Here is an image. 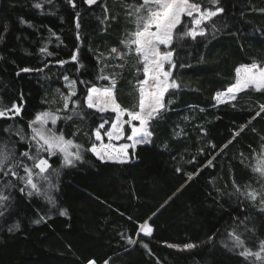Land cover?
Here are the masks:
<instances>
[{"label":"trees","instance_id":"1","mask_svg":"<svg viewBox=\"0 0 264 264\" xmlns=\"http://www.w3.org/2000/svg\"><path fill=\"white\" fill-rule=\"evenodd\" d=\"M38 3L41 8L35 7ZM105 3L109 19L101 23ZM134 3L99 0L89 6L75 0L73 7L69 0H0V108L21 103V93L24 105L20 117L0 119V138L7 139L3 129L9 124L26 129L37 112L62 107L61 93L68 91L65 75L77 80L80 97L85 95L80 80L108 85L96 80L105 64L104 74L115 76L118 102L128 109L137 105L135 58L122 69L115 67L120 62L114 57L97 59L122 47L135 30L127 8ZM218 6L224 11L209 22L207 36L176 44L177 59L186 65L175 71L182 88L166 96L172 103L151 122L150 142L137 147L129 163H101L87 153L88 162L61 169L54 177L55 208L42 196L22 195L18 182L5 190L10 200L0 216V264H264L255 257L245 260L240 249L230 251L227 236L244 220L238 231L246 246L255 252L264 240V205L238 194L233 184L242 191L250 185L264 198V178L249 166L252 151L264 142V112L256 116L264 94L249 89L234 102L217 104L214 99L235 82L237 67L264 66V0H219ZM45 46L52 56L41 53ZM77 47L78 62H72ZM57 60L68 63L60 66ZM113 115L74 118L58 127L76 133L87 148L93 120ZM25 148L18 145V151ZM53 168H60L59 160ZM60 209L68 214L61 216ZM41 216V223L33 222ZM145 221L151 235H137ZM16 223L19 228L9 231ZM185 243L197 247H168Z\"/></svg>","mask_w":264,"mask_h":264},{"label":"snow or ice","instance_id":"2","mask_svg":"<svg viewBox=\"0 0 264 264\" xmlns=\"http://www.w3.org/2000/svg\"><path fill=\"white\" fill-rule=\"evenodd\" d=\"M48 2L51 3V0ZM97 2L98 0H84V3L89 6ZM69 3L73 7L76 6L75 0H69ZM206 3L216 6L215 10L205 6ZM218 4L219 0H135L134 4H128V16L134 19L135 30L129 34L128 39L121 41L122 47H112L108 57L97 59L111 60L114 57L120 62L115 67L122 69L127 59L135 58L137 63L135 71L139 77L136 81L137 105L128 109L118 102L115 76L104 74L107 64L98 70L96 80L110 83L98 85L94 82L80 80L79 84L85 86L83 97L78 96L77 80L65 75L63 79L68 91L66 94L61 93L62 107L37 112L34 118L27 122V130L25 127L12 124L3 129L7 134V139L0 138V180L6 182L3 183V187H0V216L7 211L10 200V195L5 194V190L17 187L16 182L19 185L18 191L22 195L42 196L55 208L57 205L53 193L58 191V184L54 177H59L61 169L76 168L88 162L87 153L101 163H129L136 148L150 142L151 122L162 116L168 110V105L172 103L171 98L166 101V96L182 88V84L175 77V71L178 67L186 65L177 59L176 44L189 38L196 40L197 37L207 36L209 22L224 11ZM35 7L41 8L42 5L38 3ZM103 11L105 15L101 23L109 19L106 3L103 5ZM212 27L215 28L214 23ZM76 28H80L79 14L76 16ZM52 35L56 34L52 33ZM56 38L59 39L58 36ZM76 39H80L79 32H77ZM40 51L47 56L53 55L47 50V46L41 48ZM78 55L79 48L77 47L71 54L70 60L78 62ZM56 63L63 66L68 61L57 60ZM20 71L29 72L32 69L22 68ZM249 89L264 94V66L252 63L237 67L235 82L225 92L217 93L214 99L217 103L231 102L239 93ZM20 100L19 104L13 102L8 108H0V119L14 120L20 117L24 109L23 93L20 94ZM259 108L260 111L256 112V116L264 112V105H260ZM105 113L114 115L110 118H102L99 123L93 120L95 126L88 133L90 143L87 148L76 140V133L66 132L58 127L61 122L74 118L83 121L88 116H94V114L103 116ZM13 137H16V140H13ZM121 141L123 143H120ZM21 143L26 145L24 151H18V145ZM211 147L214 149L216 146L211 145ZM56 160H59L60 168H53ZM249 161L251 171L264 178V142L261 143L258 152L252 151ZM212 163L211 159L207 161L208 165ZM233 184L238 194L252 202L259 199L260 204L264 205L261 191L251 188L250 185L246 186L247 191H242L238 185H235V181ZM260 211L264 212V207H261ZM59 214L66 216L68 213L66 209H60ZM43 220L44 217L41 216L33 222L39 224ZM244 223V220H240L227 233L231 241L229 250L240 249L238 254L245 260L249 257L264 260V240L260 241L258 251L254 252L247 247L245 239L238 231L240 225ZM138 227L137 235L140 233L151 235L153 231L147 221ZM18 228L19 224L16 223L9 228V231ZM247 230L245 225V231ZM129 243L134 244L136 241L129 238ZM143 246L147 248L146 244ZM168 247L190 250L197 245L185 243L181 247L178 244H168ZM225 247L229 245L225 243ZM88 264H95V261L90 260ZM105 264L108 262L105 261Z\"/></svg>","mask_w":264,"mask_h":264},{"label":"rangeland","instance_id":"3","mask_svg":"<svg viewBox=\"0 0 264 264\" xmlns=\"http://www.w3.org/2000/svg\"><path fill=\"white\" fill-rule=\"evenodd\" d=\"M99 1V0H98ZM66 83V82H65ZM237 98V97H236ZM236 100V99H235ZM235 100H233V101H231V102H234ZM216 103H217V101H216ZM228 103V102H227ZM217 104H225V103H217ZM105 142H107L106 140H105ZM120 143H123V141H121Z\"/></svg>","mask_w":264,"mask_h":264},{"label":"crops","instance_id":"4","mask_svg":"<svg viewBox=\"0 0 264 264\" xmlns=\"http://www.w3.org/2000/svg\"><path fill=\"white\" fill-rule=\"evenodd\" d=\"M148 143H145V144H141V145H139V146H142V145H147Z\"/></svg>","mask_w":264,"mask_h":264},{"label":"bare ground","instance_id":"5","mask_svg":"<svg viewBox=\"0 0 264 264\" xmlns=\"http://www.w3.org/2000/svg\"><path fill=\"white\" fill-rule=\"evenodd\" d=\"M142 146H145V145H142ZM139 147V146H138Z\"/></svg>","mask_w":264,"mask_h":264}]
</instances>
